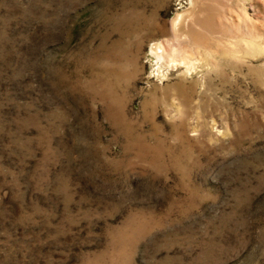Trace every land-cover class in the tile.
I'll use <instances>...</instances> for the list:
<instances>
[{
  "label": "rangeland",
  "instance_id": "rangeland-1",
  "mask_svg": "<svg viewBox=\"0 0 264 264\" xmlns=\"http://www.w3.org/2000/svg\"><path fill=\"white\" fill-rule=\"evenodd\" d=\"M0 264H264V0H0Z\"/></svg>",
  "mask_w": 264,
  "mask_h": 264
},
{
  "label": "bare ground",
  "instance_id": "bare-ground-1",
  "mask_svg": "<svg viewBox=\"0 0 264 264\" xmlns=\"http://www.w3.org/2000/svg\"><path fill=\"white\" fill-rule=\"evenodd\" d=\"M200 7V6H199ZM197 12H198V10H197ZM198 13H201V14H205V15H208L207 13H205L204 11H203V9H200L199 10V12ZM191 16V15H190ZM201 16V15H200ZM226 17V16H225ZM225 19V18H224ZM195 20V19H194ZM198 21V20H197ZM189 22V21H188ZM193 22V21H192ZM199 23V22H198ZM196 27V26H195ZM193 28V27H192ZM203 29V28H202ZM196 30H198V29H196ZM199 31H200V29H199ZM197 37H199L200 39L202 38L201 37V34H195ZM194 38V37H193ZM176 44V43H175ZM153 51L155 52V53H157L158 54V56L159 57H162L163 55H164V52H165V46H164V43L163 42H157V43H155L154 44V46H153Z\"/></svg>",
  "mask_w": 264,
  "mask_h": 264
}]
</instances>
